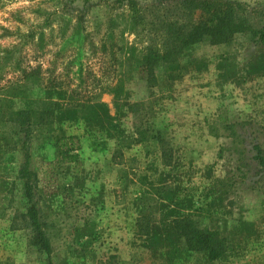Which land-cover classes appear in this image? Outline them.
Instances as JSON below:
<instances>
[{"label": "rangeland", "instance_id": "1", "mask_svg": "<svg viewBox=\"0 0 264 264\" xmlns=\"http://www.w3.org/2000/svg\"><path fill=\"white\" fill-rule=\"evenodd\" d=\"M69 1L0 0V264H264V170L253 159L255 145L264 148V0H220L248 29L195 45L180 70L157 67L156 82L143 55L165 52L170 27L189 28L199 10L185 0H93L86 12ZM77 28L82 47L66 48ZM197 88L219 103L199 108ZM31 109L55 110L53 124L16 123L14 112ZM61 134L81 137L79 172L54 164ZM206 136L218 154L201 172L193 156ZM24 144L50 256L22 228ZM140 217L150 235L138 233ZM183 217L224 236L227 252L209 261L189 251L173 223Z\"/></svg>", "mask_w": 264, "mask_h": 264}, {"label": "trees", "instance_id": "2", "mask_svg": "<svg viewBox=\"0 0 264 264\" xmlns=\"http://www.w3.org/2000/svg\"><path fill=\"white\" fill-rule=\"evenodd\" d=\"M120 2L126 0H118ZM93 0H70V6L79 4L83 11H88L92 5ZM184 5L191 14L199 10V18L187 28L186 25H179L178 27H170L172 34L169 36V47L165 52L150 50L143 55L142 67L146 68L148 72V80L156 82L155 69L164 65L166 68L177 71L182 68V57L185 56L187 50L195 45L203 42L210 44H225L228 43L237 33H243L248 29V25L241 21L239 15L233 4L223 3L220 0H185ZM71 11V7L66 10ZM186 28V29H185ZM131 30L135 29V25H131ZM83 35L79 28L73 33V36L68 39L65 47H69L74 43H79L82 47ZM260 39L264 41V30L260 31ZM14 55L9 52L7 59ZM157 84V83H155ZM16 123L23 128H32V126H48L53 124L55 110H21L14 112ZM120 133V132H119ZM115 138V136H114ZM145 138V137H144ZM160 149L163 163L167 166L171 162H167V150L161 142L160 135L152 138ZM53 146L55 148V166L64 164H74L76 172L81 169V151L83 149L81 137L76 134H61L53 135ZM146 139H139V142H146ZM164 141V140H163ZM25 160L20 169V179L24 182V195L28 203L26 213L21 216L23 218V227L32 231L31 244L34 245L38 251L46 253L50 256L52 253V244L48 237L41 221L40 210L34 200V189L37 186L38 174L31 166V156L28 146L25 145ZM126 147V146H125ZM256 153L253 159L257 162L261 169L264 170V148L260 145H255ZM117 151H114L113 159ZM123 152V151H122ZM123 156V153L119 155ZM115 162V159H114ZM120 163V161H116ZM24 199V200H25ZM147 217H140L137 221L139 226L138 233L141 235H150L152 229ZM146 222H143V221ZM177 236L186 244V247L191 252H200L207 256L209 261H216L220 259L227 252L226 238L220 233L201 228L191 217L176 218L173 221ZM12 228H16L15 225Z\"/></svg>", "mask_w": 264, "mask_h": 264}, {"label": "crops", "instance_id": "3", "mask_svg": "<svg viewBox=\"0 0 264 264\" xmlns=\"http://www.w3.org/2000/svg\"><path fill=\"white\" fill-rule=\"evenodd\" d=\"M238 34H240V33H238ZM236 35H237V33L235 34V36ZM199 90L200 89L197 88L196 89L195 96L193 97V94L191 96V98L193 97L192 98V103H199L198 104L199 105V108L202 107L201 104H206V103H219V101L215 102L216 100L211 97L212 96L211 94H209V96L207 98L205 97L206 94H207V92L210 93L209 91L206 92V91H203V90L202 91H199ZM205 92H206V94H205ZM210 108H212V107H210ZM205 114H207V113L205 112ZM187 125L190 126V123L187 124ZM192 135L193 136H196L194 138V140H198V139L200 140V138H199L200 137V134H198L197 132H192ZM213 140H214L213 137H210L209 138V137L206 136L205 139H204V141H208V143L205 144V142H203L202 144H199L197 146V148L195 149L196 151L194 152L195 154L193 156V167L196 168V170L202 172V171H204L206 169H209L210 168V165L213 164L214 159L216 157V156H213L215 154V152H216V149L214 147V142L215 141H213ZM207 146H210V148H211V152L210 153L211 154L208 153V150H210V149L207 148ZM217 154H218V151L216 152V155ZM113 156L114 155H112V158H113ZM160 156H162L161 153H160ZM127 162L128 161L125 160V162L124 161L123 162L120 161V163H117V162H114V163L116 164V166L121 167V168H124V170H126L129 167L128 164H127ZM163 167H165L166 170L167 169L169 170V169H173L174 168V166H172V165L167 166L164 163H163ZM175 167H177V166L175 165ZM132 171H136L137 172L139 170L133 168ZM138 188H140V187H138ZM141 193L142 192L139 191V195ZM139 206L141 208L142 205H139Z\"/></svg>", "mask_w": 264, "mask_h": 264}]
</instances>
